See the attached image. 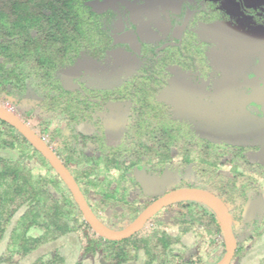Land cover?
<instances>
[{
  "label": "trees",
  "instance_id": "trees-1",
  "mask_svg": "<svg viewBox=\"0 0 264 264\" xmlns=\"http://www.w3.org/2000/svg\"><path fill=\"white\" fill-rule=\"evenodd\" d=\"M90 1L0 0V100L24 110L21 116L13 114L52 150L108 228L124 229L168 192L200 188L225 204L233 234L234 222L248 230L242 239L234 234L235 251L227 264H264V209L252 219L242 216L247 200L261 193L264 168L249 163L244 145H212L199 137L187 120L171 116V105L157 93L164 87L161 74L173 72L169 67L197 70L185 55L194 42L190 20L180 39L171 36L170 52L158 43L144 48L138 41L140 52L135 53L127 44H113L115 26L124 20L119 13L94 11ZM203 4L197 0L198 8ZM192 9L183 6L173 26ZM203 13L195 19H212ZM127 23L116 33L132 31ZM120 45L138 63V70L120 84L97 88L62 79L79 60L102 62L107 51ZM112 103L125 106L117 136L108 130ZM246 110L259 119L258 105L251 103ZM252 165L258 166L255 173ZM137 168L158 180L144 181ZM164 174L169 176L164 179ZM175 176L181 182L172 185ZM189 176L192 187H186L187 181L184 185ZM224 252L218 213L194 199L163 206L127 237L101 236L47 158L0 118V264L28 257L30 264H215Z\"/></svg>",
  "mask_w": 264,
  "mask_h": 264
},
{
  "label": "rangeland",
  "instance_id": "rangeland-1",
  "mask_svg": "<svg viewBox=\"0 0 264 264\" xmlns=\"http://www.w3.org/2000/svg\"><path fill=\"white\" fill-rule=\"evenodd\" d=\"M203 1L202 9L198 8L197 0H93L88 5L97 12L115 9L120 19L124 20H119L122 23L120 27L115 26L114 33L125 28L128 21L142 47L158 43L166 53L173 49L170 46L173 19H179L183 6L193 7L192 11L196 13H192L194 16L189 19L188 30L194 42L189 44L185 55L192 57L197 70L190 73L169 67L173 72L161 74L164 87L157 92L159 98L171 105V116L183 117L199 137L212 145H244L249 148L245 152L249 163L264 168L263 122L241 103L242 93L249 88L248 83L252 80L256 81L264 98V0ZM204 11L207 16H212L211 20L195 19L200 14L206 15ZM137 70L135 55L120 45L107 51L102 62L79 60L62 73V79H78L77 83L83 82L90 87L112 88ZM0 107L16 116H21L24 111L4 99L0 100ZM109 110L112 116L108 118V130L117 136L123 125L125 106L112 103ZM256 167L252 165L250 171L255 173ZM135 172L148 183L158 180L156 176L146 175L140 168ZM168 176L164 174L163 178ZM190 176L194 179L192 174ZM190 176L184 178V185L186 181L190 182V186L186 187L194 184ZM169 182L180 184L181 176L170 178ZM258 189L264 203V180L258 182ZM234 225L240 239L248 234L241 222ZM67 243L71 244V240ZM31 259L28 257L18 264H30Z\"/></svg>",
  "mask_w": 264,
  "mask_h": 264
},
{
  "label": "water",
  "instance_id": "water-1",
  "mask_svg": "<svg viewBox=\"0 0 264 264\" xmlns=\"http://www.w3.org/2000/svg\"><path fill=\"white\" fill-rule=\"evenodd\" d=\"M192 13V10H187L181 24L174 26L172 31L173 38L180 39L183 31L188 25ZM112 38L113 44H127L131 51L135 53L140 52L138 39L132 31L126 30L120 33L112 34ZM241 103L244 107L250 103L258 105L260 110V119L263 121L264 125V98L261 96L260 88L255 80L249 82V92L243 94ZM0 118L15 126L28 138V140L38 149V151H40L47 158V160L69 188L90 227L101 236L112 240H118L127 237L128 235L140 229L144 222L163 206L177 200L194 199L202 201L211 206L218 213L222 223L225 252L222 258L215 264H227L230 261L235 251V238L232 232L231 217L225 204L211 192L200 188H180L173 190L154 200L124 229L119 231L110 229L102 224V222H100L92 213L70 172L58 160L52 150L47 147L45 143L42 142V140L38 138L37 135L11 111L0 107ZM142 179L145 178L142 177ZM258 203L260 210H262V200L260 196H258ZM254 209V203H252V201L250 202V199H248L242 211V216L247 219H252L254 217Z\"/></svg>",
  "mask_w": 264,
  "mask_h": 264
},
{
  "label": "flooded vegetation",
  "instance_id": "flooded-vegetation-1",
  "mask_svg": "<svg viewBox=\"0 0 264 264\" xmlns=\"http://www.w3.org/2000/svg\"><path fill=\"white\" fill-rule=\"evenodd\" d=\"M176 26V25H175ZM249 84V83H248ZM247 90V91H246ZM246 91V92H245ZM245 91H244V93H242V94H245V93H247V92H249V88H246L245 89ZM251 104V103H250ZM248 106V105H247ZM246 106V107H247ZM260 116V115H259ZM259 119H260V117H259ZM261 120V119H260ZM262 121V120H261ZM263 122V121H262ZM258 196H260L261 197V200H262V210H260V208H259V203H258ZM252 201V203H254V205H255V209H254V212L257 210V209H259L260 211H263V209H264V203H263V197H262V195L261 194H257V195H255V197H254V200L253 199H250V202ZM232 223V222H231ZM235 223V222H234ZM234 234H236L237 235V237H238V239H240V237H239V235H238V230L236 231L235 230V225H234ZM242 239V238H241Z\"/></svg>",
  "mask_w": 264,
  "mask_h": 264
}]
</instances>
